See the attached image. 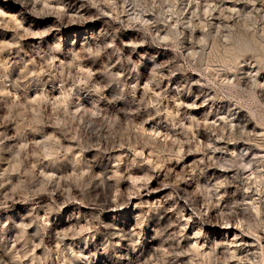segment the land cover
<instances>
[{
  "label": "rangeland",
  "instance_id": "1",
  "mask_svg": "<svg viewBox=\"0 0 264 264\" xmlns=\"http://www.w3.org/2000/svg\"><path fill=\"white\" fill-rule=\"evenodd\" d=\"M0 264H264V0H0Z\"/></svg>",
  "mask_w": 264,
  "mask_h": 264
},
{
  "label": "bare ground",
  "instance_id": "2",
  "mask_svg": "<svg viewBox=\"0 0 264 264\" xmlns=\"http://www.w3.org/2000/svg\"><path fill=\"white\" fill-rule=\"evenodd\" d=\"M162 186H164V185H162ZM159 189H158V191L157 192H160V193H167L166 192V188H163V187H158ZM165 194L163 195V196H165ZM167 196V195H166ZM114 210V209H113ZM227 224H230V223H227ZM216 232L217 231H221V230H224V232H223V234H224V236H225V238H226V236H228V234L229 235H233V238L230 240V239H226V240H229L230 242H236V241H238L239 239H237L238 238V231L236 230V229H234L232 226L230 227L229 225L228 226H224V225H218L217 227H216ZM230 237V236H229ZM243 239V238H242ZM223 240V239H222ZM241 240V239H240ZM230 242H228V243H230ZM237 243V242H236ZM226 245V244H225Z\"/></svg>",
  "mask_w": 264,
  "mask_h": 264
}]
</instances>
